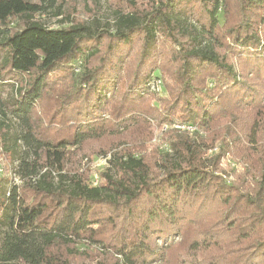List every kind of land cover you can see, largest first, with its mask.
I'll list each match as a JSON object with an SVG mask.
<instances>
[{"label": "trees", "instance_id": "16d2710c", "mask_svg": "<svg viewBox=\"0 0 264 264\" xmlns=\"http://www.w3.org/2000/svg\"><path fill=\"white\" fill-rule=\"evenodd\" d=\"M57 1L0 0V84L18 83L10 111L19 126L12 137L0 112V148L10 157L12 140L11 150L21 151L13 169L18 183L0 180V264H66L56 247H73L68 253L74 254L79 245L114 252L116 264H155L171 249L164 242L157 248V238L182 232L212 201L210 194L229 205L232 221L218 229L215 242L228 234L248 238L264 226L263 183L256 199L232 201V186L209 170L208 142L196 134H163L171 151L156 148L158 173L129 143L104 155L106 164L86 177L66 169L71 149L135 125L150 127L158 122L150 116L155 112L158 127L191 125L207 134L221 113L264 110V0H160L144 14L133 11L136 0H121L131 11L114 10L107 30L95 28L97 22L45 26L37 19ZM137 36L143 42L131 79L125 70ZM101 37L108 40L103 50ZM160 37L177 46L181 64L173 72L148 66ZM222 48L234 53L239 67L218 55ZM93 58L97 64L89 68ZM78 60L82 67L74 73ZM59 67L74 73L73 84L38 128L34 109L46 98L48 74ZM154 78L165 95L148 91ZM261 133L264 140V122L254 119L246 134L250 154H258ZM260 152L264 162V143ZM254 255L245 264H260Z\"/></svg>", "mask_w": 264, "mask_h": 264}, {"label": "rangeland", "instance_id": "374dc122", "mask_svg": "<svg viewBox=\"0 0 264 264\" xmlns=\"http://www.w3.org/2000/svg\"><path fill=\"white\" fill-rule=\"evenodd\" d=\"M30 1L33 3L37 2V0ZM159 1L136 0L134 4L136 6L133 8V11L140 12V14L147 13ZM226 1L230 5H235L236 2V0ZM55 5V7L48 8L46 13L39 16L40 19L36 17L37 20L52 29L77 24L92 25L94 22H97V27L95 28L99 27L98 30H107L113 24L112 13L114 10L131 11V8L121 0H58ZM58 11H60V15H58ZM107 41L106 38L101 37L99 42L101 50L107 45ZM158 41L156 43L157 50L155 49L152 54V56H155L154 62H151L148 66L155 65L159 68L164 66L168 72H173L174 68L181 64V62H176V57L179 55L177 46L170 43L171 41L167 37H160ZM142 42V36H137L131 56L127 60V69L125 71H128L131 79L135 76V67L140 60ZM217 53L218 55L227 57L229 63L233 62L234 65L238 66L237 58L233 57L234 53L229 54L223 48L218 49ZM81 61L78 60L75 64L74 73H78L82 67ZM96 64V60L93 58L92 61L90 60L88 67H93ZM74 73L72 74L68 70L59 67L57 70L48 74L45 83L46 98L41 105L39 104L34 109L32 115V122L35 126L44 125L46 119L53 116L58 103L63 100V97H66L68 87L73 84L72 77H74ZM156 73L158 74V72ZM164 74L167 75L166 72ZM21 78L26 81L29 80L27 77ZM15 84L18 83L16 81H8L0 84V112L5 114L3 118L11 125L12 137L15 135L13 134L14 132H19L18 120L10 111L11 104L16 97ZM173 85H175L174 82H172ZM151 93L155 94V92ZM164 93L165 90L155 95L159 96ZM143 104L145 106L144 102ZM150 116L154 118V121L159 122L160 119H158L156 112L155 115L152 114ZM214 118L216 119L213 120V131H209L208 128L207 134L204 129L198 126H196L198 128L197 131L189 132L187 130L170 128V125L165 124L158 127V122L152 123L153 125L150 127L147 125L146 127L140 128L135 125L124 133L113 135L107 133L101 138L86 141L79 150L71 149L68 154L66 169L78 172V174L86 177L88 175L87 173L90 171L95 172L102 166V161L105 157H109V154L113 151L127 149L126 143H129V148L133 147L144 155L145 162L151 171L158 173L156 164L161 161V158L156 154V148L158 147L163 151H171L167 142L163 140L165 139V135L163 134L168 129H174L179 133L188 135L196 134L208 142L203 156L204 158H209L211 161L209 163L211 164L209 170L220 177L225 184L232 186L230 190L232 201L237 199L245 200L244 195L256 199L257 191L262 186V183L264 187V162L258 156L261 154L260 151L263 147L264 140L262 137L263 134H259V152L258 154H250L248 152L250 148L246 147V134L254 119L264 122V110L252 112L250 109H246L241 114H232L228 117L226 114L221 113ZM166 127L168 128L165 129ZM7 145L12 156L10 155L8 157L5 155L0 148V180L8 179L9 181L18 183L16 176L13 174V169L21 151L19 148L11 150L13 149L12 140ZM220 146L222 148L221 151L218 150ZM219 153L221 154L219 155ZM104 155L106 156L104 157ZM217 155H219V158H216ZM247 155H252L249 161L245 159ZM262 191L264 193V190ZM209 197L212 198V201L205 203L204 208L206 209L197 212V216L190 219L189 225L182 232L179 234H169L163 239L157 238L155 241L157 248L164 242L167 246H171V249L165 256L164 261L155 264H245L247 259L254 255L253 253H259V250L264 251V226L261 225L248 238L242 236L231 238V234H228L226 238L220 239V242H215V238L218 236V229L225 222L232 221L228 217V213H226L229 211V205H224L222 202H219V194L215 196H211L210 194ZM241 204L240 202L237 203L238 206ZM236 211L239 214L244 213L241 209ZM239 217L237 215L236 219ZM223 230H226V226L223 227ZM207 235H212L213 238L210 240ZM193 243L196 244V248L200 249L196 250ZM84 248L79 245L77 248L79 253L74 254L68 253V251H75L73 247H56L55 251L64 256L67 261L66 264H116L118 261L114 252H109L108 250L102 251L101 247H91L86 248V250ZM254 249L257 250L253 251ZM255 257L260 261V264H264V260H261V257H264L262 254L259 257Z\"/></svg>", "mask_w": 264, "mask_h": 264}, {"label": "built area", "instance_id": "2783aa9c", "mask_svg": "<svg viewBox=\"0 0 264 264\" xmlns=\"http://www.w3.org/2000/svg\"><path fill=\"white\" fill-rule=\"evenodd\" d=\"M149 87V92H155V94H159L163 91V86H162V81L160 78H154L151 83L148 85ZM168 127H166L165 129H167ZM170 128H177V129H181V130H187L189 132L192 131H197V127L196 126H191V125H183V124H174V125H170ZM199 133H201L199 131ZM106 159H103L102 161V165L106 164ZM98 180L97 176H94V182L96 183Z\"/></svg>", "mask_w": 264, "mask_h": 264}]
</instances>
